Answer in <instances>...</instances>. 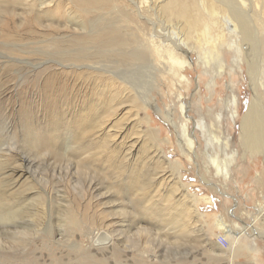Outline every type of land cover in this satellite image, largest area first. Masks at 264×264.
Here are the masks:
<instances>
[{
    "label": "rangeland",
    "instance_id": "1",
    "mask_svg": "<svg viewBox=\"0 0 264 264\" xmlns=\"http://www.w3.org/2000/svg\"><path fill=\"white\" fill-rule=\"evenodd\" d=\"M13 1L0 0V5L7 10L16 6L13 15L0 11V20H5L0 23V264H264V153H253L245 146L239 128L240 118L247 111L252 96L248 76L244 73L246 67L242 71L239 64L234 65L237 58L225 46L220 52L223 70L213 57L208 65L201 60L199 51L203 52L200 47L205 43L201 31L191 29L188 24L180 25L175 15L181 4L189 1L177 0L172 17L165 10V0H113L106 7L96 5L89 13L77 8V3L74 7L75 0ZM43 1L50 3L46 9L57 14L64 25L50 29L49 18L44 16L42 26L32 21L42 9ZM238 7L245 13L250 10L247 14H254V18L250 15L248 20H255L262 28L264 0H245V4ZM77 14L81 15L77 17ZM23 17L25 19L21 20ZM77 23H85L88 28L77 29ZM111 24L121 29L117 49L110 45L88 49L89 44L67 42L68 36L75 32L84 34L91 32L94 26L100 29ZM153 33H160L165 42L176 33L177 38L187 43L184 47L190 49L191 63L181 68L170 60L166 50H161L162 53L152 50L148 41L152 40ZM72 49H79L82 55L88 53L87 49L89 53L97 49L94 67L132 81L140 92L149 94L143 100L130 88L136 96L133 103L127 96L126 99L124 85L116 78L124 103L116 115L110 117L111 131L118 135L110 137L108 144L135 141L132 153L136 154L141 150L146 133H153L152 142L164 150L174 166L173 171L179 172V185L184 188L175 195L184 196L195 204L191 221L198 223L190 221L194 224L190 223L191 235L187 232L185 238V234L179 232L181 236L175 237L173 233L178 231L175 225L163 222V216L159 215L163 203L167 202L162 198L174 182L168 164L165 168L151 156L136 158L141 168L139 173L145 174L147 184L156 183L147 190L135 189L137 194L129 188L130 180L122 173L111 177L112 163L105 158L84 159L76 151L66 152L61 145L49 149L42 146L38 138V141L31 138L40 127L48 129L47 124L64 119L57 131L59 144H62L69 138L67 128L76 126L75 119L70 123L76 110L97 96L102 98L101 102L112 103L111 91L101 94L102 88L94 83L93 77L89 80L88 75L81 77L72 72L69 66L74 62L70 55ZM130 53L138 54L132 57ZM217 54L219 52L215 51V56ZM86 70L88 68H82L78 73ZM99 72L102 75L98 83L108 82L109 72ZM95 74L93 72L92 76ZM48 75H58L59 80L47 85ZM262 79L264 81V73ZM234 95L238 97L241 114L237 122L231 117ZM53 103L56 107L50 111L48 105ZM219 113L222 123L216 121ZM202 120L207 124L206 132L196 128ZM186 122L194 132L193 150H189L186 143L182 144L178 136ZM145 147L148 148L146 144ZM126 153L124 159L133 161L132 155ZM209 153L222 161L235 155L228 178L216 173ZM80 159H83L82 164L77 163ZM111 183L116 185L109 188ZM145 201L150 207H146ZM8 209L19 213L5 212ZM34 213L38 214L34 216ZM219 220L234 232L218 226ZM244 229L239 237L246 248L234 256L230 252L231 242L237 239L235 232ZM100 230L112 233L115 238L107 249L99 247L104 242L93 244L91 240ZM219 235L229 239L228 248L219 244Z\"/></svg>",
    "mask_w": 264,
    "mask_h": 264
},
{
    "label": "bare ground",
    "instance_id": "2",
    "mask_svg": "<svg viewBox=\"0 0 264 264\" xmlns=\"http://www.w3.org/2000/svg\"><path fill=\"white\" fill-rule=\"evenodd\" d=\"M22 1L23 0H16V1H13V3H16V2L17 3H23ZM27 1H30V0H27ZM112 1L113 0H103V1L102 0H75L74 3H72V4H74V7H76V3H77V5H78L77 8L80 7V10H83V12L89 13L90 11L93 10V8L96 5L104 4V6L106 7ZM165 1H166L165 10H167L168 13H170L171 17H172V15L174 14L173 12L175 11L174 8H177L178 1L177 0H165ZM186 1L187 0H185V2ZM188 1L189 2L181 4V6L182 5L183 6L177 12H175V15L177 16V20L180 23V25L181 24L182 25L188 24L191 29L193 28V29H198L201 31L202 37L205 41V43H203L204 45L202 47H200V48H203V50H202L203 52L199 51V55H200L201 60L203 59L205 64L208 65L210 62L209 61L210 58L213 57L212 60H216L218 63V67L221 70H223L224 69V63H223L222 54H220V52H221V48L223 46H225L228 50L233 51L234 55L237 58L234 65L239 64L241 67L240 68L241 70L243 69V67H246V69H245L246 72L244 71V73L247 74V76H248L249 85H250V88L252 91V96H251V100H250V103L248 105L247 111L240 118L241 119L240 120V127H239L240 128V137L242 139L241 141H243V144L245 146L249 147L253 153H256V152H263L264 153V91H261V86H264V81L262 79V76L264 73V69H263L264 22H263V26L261 28L255 23L256 22L255 20H254L255 22L248 20L249 19L248 16L252 15V14L248 15L250 10L248 9L249 12H247L248 13L247 14V13H245L244 10H242L243 8L238 7L239 4H245V0H238V1L237 0H210V1L209 0H200V1L199 0H188ZM232 2H234V3L236 2L237 4L236 3L235 4L237 5L238 8L236 7V5L234 6V4ZM49 4L50 3H46L45 1L41 2L40 6L42 7V9L40 10V12H37L35 14L32 21L35 22L36 24L42 26V24L44 22L43 21V16H44L46 18H49L47 20L49 22L47 25L50 29L58 28V27H60V25H64V22L60 19H57V16H55L57 14H54L51 9H49V10L46 9V7ZM83 6H85V7H83ZM56 8H58V6ZM89 8H90V10H89ZM14 9L16 10V6ZM14 9L7 10V9H5V7L3 5H0V11H5L6 13H11L12 15H13V12L15 14ZM71 12H72V10L70 9V13ZM27 13L28 12H23L22 14H27ZM29 14H30V12H29ZM78 14H77V17H79L81 15V14L80 15H78ZM52 16L53 17L55 16V17L53 18ZM257 17L259 18V16H257ZM253 18H254V16H253ZM22 19L24 20L25 17L21 18V20ZM1 22L3 23V22H5V20L2 19V20H0V23ZM80 23L75 24V26H77L76 27L77 29L88 28L85 25V23H82V24H80ZM99 23H101V22H99ZM99 23L97 24L98 26H99ZM102 23H103V21H102ZM153 25H155V24H153ZM96 27L94 26L93 29L90 30L91 32H88V33H84V34L83 33L80 34V33H76V32L73 33L72 35L68 36L67 42L73 43V44H75V43H85L86 45L89 44L88 49L91 47H93V49L96 47H99V46L104 47V45H110L111 47L112 46L116 47L118 45L117 42L120 41L119 38L121 36L120 35L121 29L119 27H117L116 25H112V24H111V26L106 25L104 28H100V29H96ZM68 28H70V27H68ZM188 28H187V30H188ZM160 33L159 34L153 33V35L151 36L152 40L148 41V42H151V45H148V46H150V48L152 50L157 51V53L161 52V50H166V53H168L170 60L175 64L178 63L181 68H184L186 66V64H188V63L190 64L191 63L189 60L190 49H185V47H184V45L187 43L180 40L179 37L177 38L176 33L174 36H172V38L169 37L168 42L162 41L160 38L161 37ZM162 34H165V33H162ZM131 35L132 34L130 33V36ZM145 35H147V34H145ZM168 35H170V34H168ZM137 36H138V34H137ZM158 38L160 39V41H158ZM54 39H56V38H54ZM149 39H150V37H149ZM200 39H201V37H200ZM54 42H56V41L54 40ZM144 44H145V41H144ZM90 45H92V46H90ZM141 45H139V46H141ZM207 46H210V47H207ZM88 49H87L88 53H86L84 55H82L80 53L81 51H79V49H72V51H70V55H71V58H73L74 62L69 64V66H72L71 67L73 69L72 72H76L78 74V76L84 77L85 75H88L87 79H89V80H92V77H93L94 83L97 82V84H98L97 86L102 88L101 94H103V92H106V91H111L110 92V98H111L112 103L109 105L105 102H101L102 98L100 96H97L93 100H91V102L89 104L84 105L80 109L76 110L75 115L73 116L72 120L70 119L71 124H72L73 120L75 119L74 122L76 123L75 124L76 126L70 125L69 128H67V130L70 131L69 138L66 140V142H64L62 144H59L57 131H58V128L61 124V121H64V119H56L54 121V124L53 125L51 124L52 126L47 124L46 127H49V128L48 129L44 128L45 130L42 127H40L42 129H40L39 127H38L39 129L36 128L37 131L33 132L34 136L31 138H34L35 140H36V138H38L39 141L41 142V145L46 147V148H49V149L50 148L53 149L56 146L59 147L61 145L62 146L61 148H65L66 152H69L70 150L76 151V153L78 155L80 154L79 156H82L84 159H88V158H92V157H94V158L97 157V159L98 158L99 159L105 158L107 162L112 163L111 166H112L113 170H111V171L109 170L111 173V177H116L118 175H121V173H122L124 178L130 180V181L128 180L131 183V184H129V188L132 190V192L136 191L137 194H138V191H137L138 189L143 188V189L147 190L148 188L150 189V186H152L156 183L150 184V181H149V184H147L148 179H146V177L144 176L145 174L142 175L139 173L141 168L139 169L140 165L137 164V162H139V159H136V158L148 159L146 157L151 156L152 159H157L156 161L158 163H160L161 165H165V168H167L166 164H168V168L171 169L172 176H174V180H173L174 182H172L173 184H171L170 189H168L165 196L162 198L164 200V202H166V201L167 202H166V204L163 203L164 206H162L163 207L162 214L159 211V215L163 216L162 217L163 222H166L169 225H171V224L175 225V226L173 225L174 229L178 230L177 232L173 233V235L175 234L174 235L175 237L179 238L181 236L180 233H183V234H185L184 236L186 238V235L189 233L188 231L191 230L190 223L194 222L191 220H193L194 218L192 219V217L195 216L194 209H196V208H194V209L192 208V207H194L192 205H195V204H192L193 202H190L188 198L185 199L184 196L180 197L181 195L180 196L175 195L176 192H178L180 189L184 188L182 186H181L182 188H180V185H179L180 184V182L178 181L179 177H180L179 172L176 173L173 171L174 166L168 160L166 154L164 153V150L162 148L156 146L154 141L152 142V139L154 140L153 133H151V132L146 133L144 143L140 147L141 150L136 152V154L137 153L140 154L137 157L135 156L136 155L135 153L134 154L132 153L133 149L135 150V141L132 143H129L127 141V143H122V144L119 142L116 145L111 143L110 145H114V147H111L108 144L110 142V139H111L110 137H114V136L118 135V134H115L116 133L115 131L114 132L111 131V127H113V125L110 126V121H111L110 117L115 116L117 109L120 107V105H123V103H124V101H122L123 97H120L121 92H119V90L116 86L117 85L116 84L117 83L116 78L120 79L121 84L123 83V85H124L123 87L126 91L125 97L127 96L131 101H133V103L136 102V100H135L136 96L131 93L130 88L135 90L138 98L140 97L143 100H144V98L148 97L149 94L144 95L143 94L144 92L143 93L140 92L137 89L136 85H134L135 83L134 84L131 83L132 81L130 82L127 79H123L121 77H118L115 74H113L112 72L110 73L109 71L104 70L103 68L94 67L93 63H95V62L93 61V58H95V56L97 55V52L99 53V51L97 49L96 50L92 49L93 52L91 51L89 53ZM116 49H117V47H116ZM134 49H136V48H134ZM122 51L125 52L124 50H122ZM140 51H142V50H140ZM215 51L217 53L219 52V54H217V56H215ZM102 53H103V51H102ZM138 53H136V54H138ZM136 54L130 53V56L134 57V56H136ZM82 60L84 63H81L82 64L81 65L78 62H80ZM243 62H245L244 65L242 64ZM74 67H76V68H74ZM82 68H88V70H86V72L82 71V72L78 73V71L82 70ZM99 71L109 72L108 74L110 76L109 75L106 76L108 82H105L104 84L98 83V78L101 77V75H102V73H100ZM72 72H71V74L73 75ZM93 72L96 73L95 76H92ZM240 73H241V71H240ZM58 77H59L58 75H48L45 78L47 85H51L52 83L57 82L59 80ZM148 82H149V80H148ZM121 84H119V85H121ZM126 84H128L129 86ZM136 84H137V82H136ZM138 84H139V82H138ZM146 93H148V92H146ZM127 97H126V99H127ZM55 107H56L55 103L48 105V108H50V111H53V108H55ZM137 107H139V106H137ZM184 110H185V106L182 105V112L183 113H184ZM240 115L241 114L239 112V100H238V97L236 95H234L232 111H231V117H232L233 121L237 122ZM216 119H217L216 121L218 123H222L221 122L222 114L219 113L216 116ZM196 128L200 131L206 132L207 131V124L204 120L199 121L197 123ZM48 131H49V133H48ZM193 135H194V132L190 131L189 123L186 122L185 124H183L182 129L179 131L178 136L180 137L181 143L182 144L186 143L187 148L189 150H193V148L195 147V140L193 138ZM214 136H215V139L218 138L216 133L214 134ZM36 141H38V140H36ZM145 144L148 146L147 149L145 147ZM117 145H119V146L117 147ZM124 145H126V146H124ZM120 150L122 153L119 154ZM117 151H118L119 157L117 155ZM114 153L116 156L114 155ZM125 153L129 154V156L131 154L133 157V161H131V160H129V162L126 161L125 160L126 156H124ZM208 155H209V158H210L212 164L215 166L216 173L222 174L224 177L228 178L230 176V170L229 169H230L231 163L234 159L233 156H235V155L232 154L231 157L229 156L230 159L225 160V161L219 160L218 158L214 157L211 153H209ZM124 157H125V159H124ZM102 159H101V161H102ZM127 159H128V156H127ZM82 160L83 159H80L79 161H77V163L82 164ZM147 163H148V161H147ZM145 167H147V166H145ZM161 167L162 166H160V168ZM142 169H144V168H142ZM162 171H163V169H162ZM164 172H166V170ZM123 173H126V174H123ZM158 173H160V172H156L155 174H158ZM151 175H152V173H151ZM163 175H164V173H163ZM164 180H162V181H164ZM124 181H125V179H124ZM116 183H111L108 185V187L112 188L116 185ZM135 189H137V190H135ZM129 191H128V193H129ZM185 191L186 190H184V192ZM143 192L144 191H142V193ZM146 193H147V191H146ZM181 193H183V192H181ZM140 195H143V194H140ZM146 196H148V195H146ZM150 196H151V194H150ZM149 197L147 198V200L149 199ZM144 200H146V198H144ZM144 200L142 201L143 205H145ZM150 200H151V198H150ZM150 200H148V201H150ZM149 203H152V202L150 201ZM149 203H147L148 205L146 204L147 208L150 207ZM153 204H155V203H153ZM132 205H133V203H132ZM158 209H159V207H158ZM5 212H7V213L13 212L15 214L19 213L17 211L16 212L11 211L10 209H8V211H5ZM262 212H264V208H263ZM195 213H196V211H195ZM36 214H38V213H34L32 215L35 216ZM195 222H196V220H195ZM195 222H194V224H195ZM196 223H198V222H196ZM194 224H192V225H194ZM173 226H172V228H173ZM218 226L222 227L226 231H229L230 233L234 232L231 228H227L228 225L223 220H221V221L219 220ZM194 227H197V226H194ZM195 229L198 230L199 228H195ZM141 230H143V229H141ZM194 230H192V232H196ZM201 231H203V230L201 229ZM201 231L199 233H202ZM244 231H246V229H244L240 233L237 232L238 234L235 232L237 239L235 241L231 242V245H230V252L234 256L237 254V252H242L243 249L246 248L245 245H243L241 243V240H240L241 237H239L241 235V233H243ZM176 233H177V235H176ZM190 233H189V235H191ZM193 234H195V233H193ZM100 235H106L108 238L106 239V241H104V244L105 243H107V244L106 245H104V244L100 245L99 247L104 246L102 248L105 249L107 246H109V245L111 246L112 244H114L115 238L113 237V234L110 232L108 233L106 230L105 231L100 230V231H97L93 234L92 239H91L94 241L93 244L96 243L95 241H97V243H99L98 238L100 237ZM194 238H197V237L194 236ZM200 238H201V236H200ZM194 242H196V241H194ZM201 242H202V240H201ZM246 246H248V245H246ZM233 264H234V262H233Z\"/></svg>",
    "mask_w": 264,
    "mask_h": 264
},
{
    "label": "built area",
    "instance_id": "3",
    "mask_svg": "<svg viewBox=\"0 0 264 264\" xmlns=\"http://www.w3.org/2000/svg\"><path fill=\"white\" fill-rule=\"evenodd\" d=\"M218 242L224 248H228L230 245V241L225 235H219Z\"/></svg>",
    "mask_w": 264,
    "mask_h": 264
},
{
    "label": "water",
    "instance_id": "4",
    "mask_svg": "<svg viewBox=\"0 0 264 264\" xmlns=\"http://www.w3.org/2000/svg\"><path fill=\"white\" fill-rule=\"evenodd\" d=\"M107 238L108 237L106 235H100V237L98 238L99 243L106 241ZM96 243H97V241H96Z\"/></svg>",
    "mask_w": 264,
    "mask_h": 264
}]
</instances>
